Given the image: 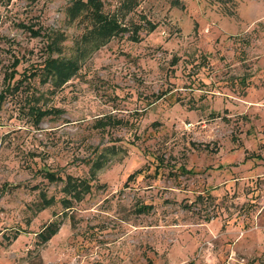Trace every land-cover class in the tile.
I'll list each match as a JSON object with an SVG mask.
<instances>
[{"label":"rangeland","instance_id":"374dc122","mask_svg":"<svg viewBox=\"0 0 264 264\" xmlns=\"http://www.w3.org/2000/svg\"><path fill=\"white\" fill-rule=\"evenodd\" d=\"M99 1L0 0V264H264V0Z\"/></svg>","mask_w":264,"mask_h":264},{"label":"trees","instance_id":"16d2710c","mask_svg":"<svg viewBox=\"0 0 264 264\" xmlns=\"http://www.w3.org/2000/svg\"><path fill=\"white\" fill-rule=\"evenodd\" d=\"M73 1L74 2L68 8V14H70V16L74 19L79 15L81 10H84L85 14L88 15L92 22V25L85 36H90L93 40L106 41L111 35H114L121 28L116 16L103 13L102 3L99 0ZM172 3H175V0H172ZM47 69L49 72H54V74H56L55 78L58 80L57 83L60 84L66 81L72 73L76 72L77 66L74 61L52 59L49 61ZM49 112L51 111L47 110L39 112V118L37 115H35L36 120H39L42 115L44 116ZM132 175L133 174H130L128 178ZM44 176L49 181L59 180V177L51 172H45ZM63 188L67 196L75 200H80L82 193L88 191L90 185L84 179H77L68 175ZM62 201L65 206H68V198H64ZM150 208L151 205L142 204L136 209V211L139 213L147 212L150 210ZM58 227V221H51L45 224L39 234L41 236V243L48 241V239L57 231Z\"/></svg>","mask_w":264,"mask_h":264}]
</instances>
